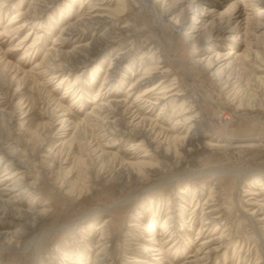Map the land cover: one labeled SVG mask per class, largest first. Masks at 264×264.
I'll return each instance as SVG.
<instances>
[{"label": "rangeland", "instance_id": "obj_1", "mask_svg": "<svg viewBox=\"0 0 264 264\" xmlns=\"http://www.w3.org/2000/svg\"><path fill=\"white\" fill-rule=\"evenodd\" d=\"M124 1L127 7L123 16L119 18V23L128 28L125 32L120 31L115 35L112 43L116 48L115 52L109 53L107 49L104 54L102 51L100 59L91 62L88 68L76 69L72 73L69 83L73 85L78 78L80 81L78 88L83 94L81 103L74 104L75 97L65 96L67 86L58 85L60 78L53 79L49 83L50 76H38L39 71L35 70V66L40 63L46 65L48 61L46 56L54 47L55 40L67 28L88 18L89 13L93 11L92 7L117 11L118 0H115L113 4H107L106 0H57L42 15L34 19L39 25L37 28L32 29L33 25L28 24L33 21H29L23 27L24 30L16 33L12 39L8 34L5 35L6 29L29 20L32 15L31 10L34 11L38 2L37 0H8L7 4L2 6L3 0H0V7L3 9L0 10V74L5 69L7 71L9 69L10 71L7 72L9 76H14L16 71L20 70L16 74L18 80L16 78L9 86L5 85L7 99L1 100L4 109L14 111L11 125L14 137L20 136L24 141H32L31 147H35L40 143L37 135L43 133L41 136L44 134H49L50 137L55 136L56 138H53L51 142L47 141L44 144L42 156H49V151H55L59 144L71 138L74 131L69 134V137H64L60 141V138L56 136L59 125L55 124L50 130L46 129L45 124L48 120L45 112L51 107H56L58 103H63V107L70 109L72 113L66 118L76 122L84 119L96 103L95 98L99 90L104 92L101 87L112 65L113 57L118 52H129L133 64H123L118 74L120 83L116 89L120 91L121 99L126 100L129 96L127 92L136 80L143 76L149 67L161 60L165 62L163 67L169 72L170 79L178 83L179 90L185 95V101L194 107V111L200 113L201 119L203 118L200 119L204 135L203 143H216L223 147L229 145V148L227 150L197 148L196 152L186 158L179 168L174 166L173 161L168 163L167 172L153 177L145 183L146 185L130 187L126 182L109 183L99 177L92 183V193L84 195L81 199L78 196V189L90 185L89 179L85 176L88 174L85 167L78 166L74 157L70 158L69 163L64 166V172L67 173L72 168L74 175L69 172L68 176L71 179H67L69 184L66 187L57 182L56 178H50L42 184V192L34 190V193H26L22 200V207L25 209L46 208L52 211L41 224L29 229L22 245L43 231L51 230L50 236L39 248L33 247L22 251L0 249V264H95L93 262L97 260L101 251L99 240L104 230L110 239L107 241L106 264H142L144 260L149 263L154 262L143 248L150 246L158 249L160 247L157 244L158 234L162 233V223L167 217L168 210L179 211V216L171 222L169 229L174 232V236H172V242L166 244L165 249L168 251L173 248L174 243L179 245L169 250L166 263L184 264L197 252L200 244L209 239L211 232L217 227L215 223L207 227L202 232V236H198L201 222L192 220L194 213L201 216V210L196 208L197 203L201 202L200 205H203L214 187H218L221 194V199L216 206L220 209L218 215L222 216L219 223L227 226L232 241L220 255H215L205 264H264L263 226L258 228V232H253L252 226L246 221L247 213L243 212V210L249 212L252 209L243 202L248 198H256V196H248L249 192L263 191L264 193V186H254V178L242 182L232 174L213 176L209 173L192 179L182 178L180 181H173L159 188L152 187L155 183L176 177L185 170L211 171L223 166L230 170L264 171V109L252 106L247 108L246 105L240 107L238 102L248 93V97L256 99L259 83L254 76H264L263 73L258 74L255 71L256 65H259L258 45H262L260 38L262 30L255 29L261 27L259 24L264 21V17H260L264 14V0H167L154 5L151 3L153 6L151 9L148 6L140 8L138 0ZM168 9L175 21L180 20L185 23L178 31L174 29L173 24L170 25L169 17L165 20L156 18ZM21 13L25 15L24 18H20ZM14 18L18 22L10 26ZM159 24L165 27V33L160 31ZM193 24H198L199 32L195 31L191 34L189 30ZM31 30L34 35L27 45L32 44L36 35L39 34V46L24 56L26 48L22 49L20 42ZM91 34L93 35V33L86 34L81 42H76V35L71 36L64 43L62 51L68 53L78 44L89 43ZM188 34L196 37L194 41L188 39ZM99 35L102 36L103 33L99 32ZM245 55L248 56L245 58ZM209 58L218 61L212 71H207L204 64L202 65ZM223 64V74L217 77L216 71ZM33 68L35 79L25 77L24 72H30ZM20 78L23 79L20 80ZM157 81L158 79L150 82L140 91L153 87ZM235 81L241 83L240 87L234 92H229L227 83ZM181 104L182 102H176L172 106L169 105L168 115L159 121L157 118L161 107L153 112H149L148 107L149 110L136 109L133 110V114L137 113L136 116L157 121L171 137H182L186 136L187 132L182 125H176V123L179 120L184 123L185 118L172 120L167 118L178 111ZM227 115L229 117H226ZM137 143V139L126 135L116 138L114 152L119 155V162H133L135 161L133 158L135 159L137 155L144 154L136 149ZM80 147V145H74L73 156H82ZM102 165L97 167L96 175L99 174V170L114 169L112 161H106ZM58 169L59 167L55 172ZM2 174L1 169L0 179ZM61 180H63L62 177ZM258 181L259 185H264V182ZM146 187L153 188L148 195L150 199L145 197L139 200L128 199L130 195L139 193ZM68 190L74 191L73 195H68ZM125 200L128 201L121 204ZM151 200L156 202L157 207L148 213ZM48 202L50 205L44 206ZM99 210L103 212L92 216V211ZM142 215L144 218L141 217ZM76 223L78 224L72 227ZM104 223L108 224V227L101 229ZM133 223L137 225L135 229L137 245L132 247L130 242L132 237H129V233L133 232V228H130ZM7 229L10 228L7 227ZM258 234L261 236L259 237ZM179 246L178 252L176 249ZM157 254L159 253H154V255ZM134 260L139 262L134 263Z\"/></svg>", "mask_w": 264, "mask_h": 264}, {"label": "bare ground", "instance_id": "obj_2", "mask_svg": "<svg viewBox=\"0 0 264 264\" xmlns=\"http://www.w3.org/2000/svg\"><path fill=\"white\" fill-rule=\"evenodd\" d=\"M56 1L57 0H37L38 3H36L34 9L32 8L34 11L31 10L32 15L30 16L29 20L25 19L26 21L23 24H18L15 27H8L6 29L7 31L5 30V35L8 34V36L12 39L16 33L24 30L23 27H25L29 21H33L28 24L33 25L32 29L37 28L39 25L35 23L34 19L42 15L46 9L50 8V5ZM161 1L166 2L167 0H138L137 3L140 4V8H142V6H148L151 9L153 7L151 3L154 5L159 4ZM7 2L8 0H3L1 5L5 6ZM106 3L113 4L115 3V0H106ZM116 4L117 11L102 7L99 9L92 7L93 11L89 13L88 18L80 20V22L73 25L71 28H67L65 31H63V33H61L59 38L55 40L54 47L49 52L50 54L46 56V60H48L46 65H41L40 63L35 66V70L39 71L38 76H50V81H48L49 83L53 79L60 78L58 85L67 86L65 96L75 97V100L73 101L74 104L79 102L81 103L83 94L82 90L78 88V82H80L78 78L75 80L73 85L69 83L72 73L76 69L85 70L88 68L91 62H95L96 60L100 59V54L102 51H104V54L107 49L110 51L109 53L115 52L116 48H114L112 45L115 35L120 31L125 32L128 28V26H121L119 23V18H121L123 13L126 11L125 8L127 6L125 1L118 0ZM0 10H3L2 7H0ZM170 13L171 11L168 9L164 11L161 16L157 15L156 18L159 20H165L169 17L168 21L170 25L173 24L174 29L178 31L184 26L185 23L181 22L180 20L175 21L171 17ZM19 16L20 18H24L25 15L21 13ZM260 17L263 18L264 14H262ZM17 22V19L14 18V20L10 23V26L16 24ZM259 25H261V27H258L255 30H262V35L260 36L262 39V45H258L259 52L257 53V61L259 65H256L257 67L255 71L258 74H264V21ZM158 28L160 31L165 33L166 29L164 26L159 24ZM189 31L191 34L195 31L199 32L198 24H193ZM99 32H102L103 35L100 36ZM88 33H93V35L91 34L92 38L89 43L78 44V46H76L73 51H68V53L62 51L63 46L65 45L64 43L67 42L71 36L76 35V42H81ZM191 34L187 35L188 39L194 41V38L196 37L192 36ZM33 35L34 33L31 30L27 36L23 37L20 42L22 49L26 48L24 56L31 52L32 49H35L37 46H39V34H35L36 37L34 38L33 43L27 45L32 40ZM247 56L248 55H245V58ZM217 62L212 58H209L204 63H202V65L204 64L207 71H212L213 68H215ZM111 64L112 65L109 67L107 77L104 80L103 86L101 87L102 91L104 92L99 90L100 92L97 93L95 98L96 103L94 104L91 112L87 113L84 119L76 122L72 121L71 118H66V116L72 113L70 109L63 107V103H58L56 107H51L45 112L46 118L48 120L45 124L46 129L50 130L55 124L59 125L60 127L56 133V136L57 138H60V141H62L64 137H69V134L74 131L70 139L59 144L55 151H49L50 155L46 157L42 156L43 150L45 148L44 144L47 141L51 142L53 138H56L55 136L50 137L49 134H44L41 136L43 133L37 135L40 143L38 145L35 144V147H31L32 141H24L20 136L14 137V133L11 129L14 111H8L4 109V105L1 100L7 97L6 86H9L12 81L17 78L16 74H18L20 70H17L14 76L10 75L11 77L7 73L10 71L9 69L8 71L5 69L4 72H1L0 170L2 169L3 171L2 178L0 179V228H3L0 229L1 250L22 251L30 250L33 247L39 248L43 241L48 236H50L51 230L43 231L41 233H37L36 236L32 237L24 245H22V241L25 236H27L26 234H28L29 229L31 227L35 228L38 224H41V222L49 217L52 212L46 208L40 210L37 208L25 209L22 207V200L25 198L26 193H34L35 191L42 192V184H44V182L50 178H56L57 182L66 187L69 184L67 183V179L70 178L68 175H70L72 172V168L69 170L70 173H66L64 172V166L69 163L70 158L74 157L78 166L85 167L86 173L88 174V176H85L89 179L90 185L87 187L83 186L80 190L78 189V196L79 199H81L84 195H90L92 193V183L95 181V179H99V177L101 180L109 183L126 182L130 187L143 184L146 185L145 183L150 181L153 177L158 176L161 173H166L168 163L173 161L174 166L179 168L186 158H188L193 152H196L197 148L202 147L203 150L218 148H220V150H227L229 148V145L223 147V145L220 146L216 143H203L202 140L204 135L201 130V120L203 118L201 119L200 113L194 111V107H191L190 103L188 104V102L185 101V95L179 90L178 83L173 82L175 80L170 79L169 72L164 70L165 67H163L165 62L160 60L156 65L149 67L146 70V73L139 77L129 89L127 92L129 96L126 100L120 98V91H117L116 88L120 83V75L118 74L121 66H123V64H133L130 60L129 52H118V54L113 57ZM223 66L224 64L221 65L216 71L217 77L222 76L224 71ZM35 70L33 68V70H30V72H24V76L35 79L33 76ZM254 78L259 83V90L257 91V95H255L256 99H251V96L248 97V93L245 97H243L242 100L238 102L240 107L246 105L247 108L252 106L255 108L258 107L259 109H264V76L262 77L260 75H255ZM21 79L23 78H20V80ZM157 79L158 81L153 87L143 92L140 91L141 88ZM36 84L38 83L36 82ZM240 85L241 83L239 81L228 82L227 88L230 89L229 92H234L240 87ZM107 86L108 88L106 89ZM176 102H182L180 106L181 108L179 109L180 111H175L174 114H171L167 118H169V120L181 117L185 118L184 123H181V120L177 121L176 123V125H182L183 129H185L187 132V135L182 137H171L169 134H167V131H165L157 123V121L163 120V118L168 115V106H172ZM158 107H161V112L157 118V121L136 116L137 113L133 114V110L136 109H148L149 112H153ZM159 128H161L160 131ZM125 135L133 139H137L138 143L136 145V149L144 153L143 155H137L135 159L133 158V160H135L133 162H119L120 157L114 152L116 138ZM130 142H133V140H130ZM75 144L81 146L80 150L82 151V156H73L74 153H72V148ZM67 149H69L68 152L66 151ZM106 161H112L114 169L110 171H105L104 169L99 170V174L97 173L98 175H96L97 167ZM57 166L59 169L57 172H55L58 168ZM222 167L211 171L200 172L185 170L176 177L167 178L161 182L155 183L152 185V187L159 188L165 184L169 185V183L173 181H180L182 178L192 179L194 177H200L202 174L204 175L209 173H211L213 176L232 174L239 178V180L242 182H245L247 179L254 178V186H264L259 185L260 183L258 181L260 180L264 182V171L257 169L230 170ZM34 173L35 175H33ZM61 177L63 180H61ZM153 188L146 187L144 190L142 189L143 191L141 190L139 193L130 195L128 199L131 200L132 198H135L139 200L142 197L150 199L148 198V195L150 190ZM243 192L245 193L248 191ZM73 193L74 191L68 190L67 194L73 195ZM248 196H256V198H248L246 201H242L243 203H246L248 206L252 207L249 212L244 210L243 212L247 213L248 220L246 221L249 222L253 228V232L256 233L258 232V228L260 226H263L262 228L264 230V193L263 191L257 193L249 192ZM220 199V190L218 187H214L203 205H200L201 202L197 203L196 208H199L202 214L199 217L198 214L194 213L192 220H200L201 222V228L198 236H202V232L207 227L213 226L215 223L217 224V227L213 229L209 239L200 244L197 252L191 256V261L189 260L184 264H205L215 255H220V253L225 248H227L229 243L232 241L230 238L231 233L227 230V226L219 223L222 219V216L218 215L220 213V209L216 208V206ZM127 201L128 200H125L121 202V204H125ZM240 204L241 202L239 203V206ZM49 205V202L44 204V206ZM156 207V202L151 200L150 210L148 213H151V210H155ZM101 212L103 211H92L91 213L92 216H95ZM166 216L167 217L165 221L162 223V233L158 234L159 242H157V244H159L158 246L160 247H158V249H153L150 246L143 248L144 252L147 253V256L150 259L152 257V260H154V262H150L151 264H167V254L171 251V249L179 245V243H174L172 244L174 247L170 248V251H166L165 249L166 244L172 242V236H174V232L170 230L169 227L172 225V220H175L179 216V211L168 210ZM141 217H143V215ZM77 224L78 223L74 224L72 227H75ZM7 227L10 229H7ZM107 227L108 224L104 223L101 226V229H105ZM136 227L137 225L135 223L130 225V228H133V232L129 233V237H132L130 240L132 247L137 245V240L135 239V235L137 234V230H135ZM258 236L260 237L261 235L258 234ZM108 240L110 239L108 238L106 230H104L101 234V239L99 240L101 251L99 252V257L93 263H107ZM179 248L180 246L176 249V251L178 250L179 252ZM155 252H158L159 254L154 255ZM226 254L227 253L225 252V255ZM133 262L138 263L139 261L134 260ZM141 263L150 264L147 262V260H144Z\"/></svg>", "mask_w": 264, "mask_h": 264}, {"label": "built area", "instance_id": "obj_3", "mask_svg": "<svg viewBox=\"0 0 264 264\" xmlns=\"http://www.w3.org/2000/svg\"><path fill=\"white\" fill-rule=\"evenodd\" d=\"M226 117H229L228 115Z\"/></svg>", "mask_w": 264, "mask_h": 264}]
</instances>
